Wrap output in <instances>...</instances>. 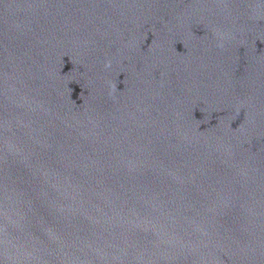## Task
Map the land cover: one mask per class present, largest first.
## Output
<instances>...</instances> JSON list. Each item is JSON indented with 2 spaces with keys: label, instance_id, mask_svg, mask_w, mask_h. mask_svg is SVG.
I'll use <instances>...</instances> for the list:
<instances>
[{
  "label": "water",
  "instance_id": "water-1",
  "mask_svg": "<svg viewBox=\"0 0 264 264\" xmlns=\"http://www.w3.org/2000/svg\"><path fill=\"white\" fill-rule=\"evenodd\" d=\"M0 264H264V0H0Z\"/></svg>",
  "mask_w": 264,
  "mask_h": 264
},
{
  "label": "clouds",
  "instance_id": "clouds-1",
  "mask_svg": "<svg viewBox=\"0 0 264 264\" xmlns=\"http://www.w3.org/2000/svg\"><path fill=\"white\" fill-rule=\"evenodd\" d=\"M106 67H111V64L109 63L108 65H106Z\"/></svg>",
  "mask_w": 264,
  "mask_h": 264
}]
</instances>
